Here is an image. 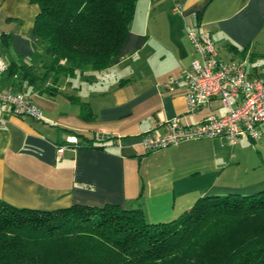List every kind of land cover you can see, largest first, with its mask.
<instances>
[{"label":"crops","instance_id":"obj_1","mask_svg":"<svg viewBox=\"0 0 264 264\" xmlns=\"http://www.w3.org/2000/svg\"><path fill=\"white\" fill-rule=\"evenodd\" d=\"M175 5L181 13H172ZM38 13L29 0H0V53L17 71L0 78V90L26 94L43 115L8 117L0 128L1 201L47 212L76 204L141 207L150 224L177 218L199 197L264 193V123L259 141L242 139L228 152L220 139L169 147L167 162L149 172L142 161L151 153L141 145L174 117L193 125L227 112L218 100L212 110L188 112L184 84L162 87L197 56L186 33L192 18L209 33L218 59L264 79V0H137L112 67L58 78L33 58Z\"/></svg>","mask_w":264,"mask_h":264},{"label":"trees","instance_id":"obj_2","mask_svg":"<svg viewBox=\"0 0 264 264\" xmlns=\"http://www.w3.org/2000/svg\"><path fill=\"white\" fill-rule=\"evenodd\" d=\"M29 1L39 8L33 58L55 78L112 67L137 2ZM142 211L76 204L47 212L0 200V264H264L262 192L199 197L163 223L149 224Z\"/></svg>","mask_w":264,"mask_h":264},{"label":"built area","instance_id":"obj_3","mask_svg":"<svg viewBox=\"0 0 264 264\" xmlns=\"http://www.w3.org/2000/svg\"><path fill=\"white\" fill-rule=\"evenodd\" d=\"M181 5L172 7V13L182 12ZM187 38L194 48L196 58L190 69L180 77L170 78L162 87L173 90L177 83L184 84L187 111L195 112L218 100L227 112L221 116H210L201 123L183 125L178 117L165 122L164 133L147 132L141 138L142 149L147 153L177 146L182 142L222 139V147H234L242 139L252 142L261 137L260 125L264 123V79L247 78L242 64L223 62L218 59L215 45L207 32L198 31V21L192 18ZM2 33L0 32V47ZM7 62L0 55V78L8 71ZM233 100V103L230 102ZM42 111L24 93L0 90V128L8 117L27 118L33 121L43 119ZM62 149L58 152L62 153Z\"/></svg>","mask_w":264,"mask_h":264},{"label":"rangeland","instance_id":"obj_4","mask_svg":"<svg viewBox=\"0 0 264 264\" xmlns=\"http://www.w3.org/2000/svg\"><path fill=\"white\" fill-rule=\"evenodd\" d=\"M167 14H170L168 9H167ZM255 61L260 62L259 60H255ZM261 64H262V62L260 63V65H258V66H260L258 68L262 67ZM220 140H222V139H220ZM255 145H256L255 143H252L253 147ZM232 148L233 147L222 148V150L224 149L225 150L224 152H228ZM169 151L170 150H168V149H166V150L165 149L164 150L159 149L158 151L151 152V154L148 157H145L144 161H142V167L144 168V170L149 172L156 166L164 165L168 160ZM254 154L256 155V152L252 151V156ZM132 175L135 176L134 172Z\"/></svg>","mask_w":264,"mask_h":264}]
</instances>
